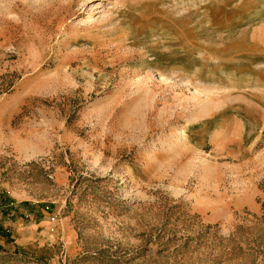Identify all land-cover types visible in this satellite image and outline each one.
Masks as SVG:
<instances>
[{
  "label": "rangeland",
  "instance_id": "obj_1",
  "mask_svg": "<svg viewBox=\"0 0 264 264\" xmlns=\"http://www.w3.org/2000/svg\"><path fill=\"white\" fill-rule=\"evenodd\" d=\"M1 199L0 264H264V0H0Z\"/></svg>",
  "mask_w": 264,
  "mask_h": 264
},
{
  "label": "trees",
  "instance_id": "obj_2",
  "mask_svg": "<svg viewBox=\"0 0 264 264\" xmlns=\"http://www.w3.org/2000/svg\"><path fill=\"white\" fill-rule=\"evenodd\" d=\"M4 199H5V198H4ZM4 199H1L0 206L4 204V203H3V200H4Z\"/></svg>",
  "mask_w": 264,
  "mask_h": 264
},
{
  "label": "bare ground",
  "instance_id": "obj_3",
  "mask_svg": "<svg viewBox=\"0 0 264 264\" xmlns=\"http://www.w3.org/2000/svg\"><path fill=\"white\" fill-rule=\"evenodd\" d=\"M83 1H86V0H83Z\"/></svg>",
  "mask_w": 264,
  "mask_h": 264
}]
</instances>
